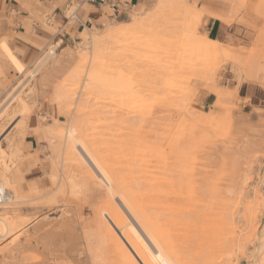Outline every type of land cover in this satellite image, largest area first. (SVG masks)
I'll use <instances>...</instances> for the list:
<instances>
[{
	"label": "rangeland",
	"instance_id": "374dc122",
	"mask_svg": "<svg viewBox=\"0 0 264 264\" xmlns=\"http://www.w3.org/2000/svg\"><path fill=\"white\" fill-rule=\"evenodd\" d=\"M156 4L152 0L128 20L150 13L142 30L112 38L105 37V30L124 28V23L86 29L88 35L101 36L102 44L84 42L81 34L61 43L57 56L28 80V72L56 42L32 60L22 59L25 67L18 71L1 48L10 35L0 16V107L18 91L0 117V145L8 156L0 164V197L5 199L0 216L18 221L16 234L0 240V264H119V209L133 193L150 197L140 212L149 250L138 264H177L174 253L161 262L149 240L163 226L157 220L169 191L191 195V205L212 207L230 221L222 237L233 244L231 258L218 264H264V0ZM185 6L220 13L230 18L225 23L243 29L241 40L224 43L246 54V71L222 61L216 72L198 66L194 74L173 75L182 55L170 30L186 22ZM197 32L204 35L201 25ZM99 67L110 87L105 85L101 98L91 94L89 85ZM240 81L239 97L215 109L216 96L207 83L235 89ZM203 92L214 97L209 106L197 102ZM44 103L60 120L38 116ZM36 122L45 134L46 128L62 131L46 135L42 153L48 168L36 182L39 187L20 177L24 140L38 130L30 129ZM177 155L189 162L173 180L167 169ZM170 245L174 249L178 243Z\"/></svg>",
	"mask_w": 264,
	"mask_h": 264
},
{
	"label": "bare ground",
	"instance_id": "6f19581e",
	"mask_svg": "<svg viewBox=\"0 0 264 264\" xmlns=\"http://www.w3.org/2000/svg\"><path fill=\"white\" fill-rule=\"evenodd\" d=\"M165 2L166 0H157L156 5L160 6L162 4V6H164ZM149 14H146V17H143L142 15H136L134 16L133 20L123 22L125 24L124 28H113L109 26L108 29L105 30L104 35L105 37L119 38L130 32H138L144 28L147 20L149 19L148 16H151ZM206 15H209L223 22L230 20V18H227V16H224L217 12H209L202 8L185 6L184 17L186 22L176 24L173 29L170 30V32L174 35L173 38H175V44H177L178 49L181 50L182 55L181 59H179L180 61L177 64L179 66L176 65V73H174L173 75H179L183 73L184 70H188L190 74H194L193 72L198 69V66L206 67V71H215L219 69V64L222 61L237 65V69L241 68L243 71L246 69L245 66L242 65V59L245 58L246 54L241 49H236L235 47H231L230 45L225 44L222 41L212 39L208 35H200L197 32V28ZM162 30L164 32L169 31L167 26H164ZM82 37L84 42L89 41L94 46L102 44V40L100 38L101 36H94L93 34L88 35L86 33H83ZM58 48H60V42L51 45V47H49L40 57L39 61L37 58L38 62L36 61L37 64H35L34 68H32L28 72V74L26 75V80L34 79L38 75L39 71H41V69L49 62V60L57 56ZM251 53L252 52H250L249 54ZM260 73L261 72H259V74ZM248 77L252 80H258V76L255 75H249ZM204 78H206V76H204ZM90 79V81L93 82L89 83V85L91 84V94H95L96 97L101 98V96H103L105 93V85L108 83V81L103 75L100 67L99 69H96V71L92 75V78ZM241 82L242 81H240L235 89H221L211 87L209 83L206 82L207 85L205 88L216 96V101L213 104V107L217 110H220V108H222L225 103L229 102L233 98L237 99L239 97L238 88L241 86ZM25 85L26 81H23L20 88L23 89ZM17 88H19V86ZM17 88L15 89L16 91ZM17 93L18 91H14L13 94L11 93V97L7 98L9 100L5 101L6 103H3V106L0 107V117H2L1 115H3V113H6L7 108H9L8 102L15 100V98L17 97ZM1 128L3 130L4 127ZM46 129L45 131L49 136H55L61 130L58 128H53L51 130ZM5 154L6 152L4 148L0 145V164L4 162L6 156ZM186 157L177 155V158H175L176 163L174 164V166L172 165V163L169 164L170 166L167 171L168 175L170 174L173 180L180 177V166L185 162H189ZM2 166L4 165L2 164ZM2 168L3 167H1V169ZM170 192L171 191H169V193H167L163 198V204L161 203L162 209L157 220V222L162 221L163 226L162 228L161 226L157 227L155 235L151 236V239H149L152 240L151 244L158 248L157 253H159L161 262L164 263L166 255H171V253H174L177 256L175 259V263L177 264H218L225 257L227 259L231 258L229 249L233 246V244H229L226 239L222 237L223 231L226 229V226L230 221L225 218L223 213L221 211L214 210V208L212 207L209 208L206 206L207 208L201 209L199 206L196 207L194 205H191L189 202V197L191 195L187 196L181 191H172V193ZM5 193L9 194L7 193V191ZM1 198L2 197H0V199ZM2 200L3 201L0 202L1 204L5 202L4 198H2ZM149 200L150 197L147 194L142 196L140 195V193H133L126 197L120 204L119 236L121 244V257L119 259V264H138L143 254L148 253L149 249L144 242L145 230L143 228L144 225L141 222L140 214L142 213L140 212H143V207L145 205H148V203L150 202ZM155 205H157V203ZM17 227L18 221L14 218H4L0 216V240L7 237V234H16ZM180 237L181 240H178V238ZM171 242L172 244L178 243V246L175 245L174 249L171 248ZM225 263H227V260H225ZM221 264H223V262Z\"/></svg>",
	"mask_w": 264,
	"mask_h": 264
},
{
	"label": "crops",
	"instance_id": "0c3cea01",
	"mask_svg": "<svg viewBox=\"0 0 264 264\" xmlns=\"http://www.w3.org/2000/svg\"><path fill=\"white\" fill-rule=\"evenodd\" d=\"M151 1L106 0L102 3L101 0H0V16L6 20L3 30L10 35L9 43L2 42L1 48L19 71L25 67L22 59L32 60L49 42H60L61 46V43H70L80 34L82 36L86 29H100L113 22H127L134 14L149 6ZM51 25L56 26L57 31ZM200 25L204 35L223 43L244 37L243 29L237 24H228L209 15L203 18ZM213 100L211 93L203 92L197 102L201 106H209ZM40 115L49 121L60 120L54 108L45 103L40 108ZM38 128L39 122L33 124V128L30 127ZM27 132L26 129L25 135ZM45 139L44 130L38 129L26 136L23 145L26 159L20 167V177L36 186V182L43 180L47 174L46 155L42 153L46 146Z\"/></svg>",
	"mask_w": 264,
	"mask_h": 264
},
{
	"label": "built area",
	"instance_id": "2783aa9c",
	"mask_svg": "<svg viewBox=\"0 0 264 264\" xmlns=\"http://www.w3.org/2000/svg\"><path fill=\"white\" fill-rule=\"evenodd\" d=\"M106 0H101L102 3H104ZM2 198L0 199V202H2ZM1 235V234H0Z\"/></svg>",
	"mask_w": 264,
	"mask_h": 264
}]
</instances>
